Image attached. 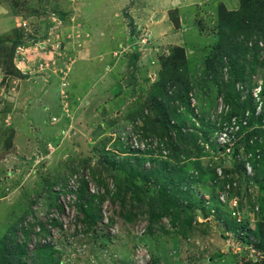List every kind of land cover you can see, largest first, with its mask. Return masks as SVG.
I'll list each match as a JSON object with an SVG mask.
<instances>
[{"label": "rangeland", "instance_id": "obj_1", "mask_svg": "<svg viewBox=\"0 0 264 264\" xmlns=\"http://www.w3.org/2000/svg\"><path fill=\"white\" fill-rule=\"evenodd\" d=\"M261 10L264 0H0V264H137L142 250L151 264H241L203 143L249 114L261 132L242 145L253 156L214 166L264 208ZM247 158L258 182L235 172ZM75 175L64 212L59 193ZM77 203L90 218L79 213L73 232Z\"/></svg>", "mask_w": 264, "mask_h": 264}, {"label": "built area", "instance_id": "obj_2", "mask_svg": "<svg viewBox=\"0 0 264 264\" xmlns=\"http://www.w3.org/2000/svg\"><path fill=\"white\" fill-rule=\"evenodd\" d=\"M222 114L223 113L220 112V115ZM248 115L249 114H246L244 118L233 117L228 119V121L224 124H218V130H216L215 136L208 140L206 143H203L204 152L209 154V157L206 158L208 159L209 163H207L206 166L215 168L214 162L220 161L221 159L222 161L220 162H223V159H227V162L223 163L227 165L228 160H231L232 164L235 163V161L232 159L234 157L239 159L241 156H253L252 154L244 151V146L241 145L243 134L247 132L250 134L254 131L253 128H249L248 126L250 117ZM253 141L254 140L250 141L251 145H255ZM214 144L217 146V152L214 151ZM146 146H150V143H148V141L141 143L142 148ZM247 161H249L248 158L245 165V173L248 177L247 182H255V170L253 169L252 164L250 162L247 163ZM222 168L224 169V166H222ZM222 168L215 169L217 176L216 180L212 183L213 186L218 187L220 186V181L227 179V175ZM84 179L88 182L89 190L91 192L97 190L95 184L89 177L86 176ZM78 181V175L73 176L68 181L66 190L64 192L60 191L59 193L58 201L60 202L61 200L62 202H64V204H61L65 208L64 212H66V210H69V193L71 191L76 192L79 189V186L74 189ZM236 190H241L239 180H236L233 184L227 183L226 185H224L223 189H218L219 202L224 206V208H228L231 218L237 223L243 224L245 223V213L248 212L251 216L249 220V222L251 223V227L254 223L262 222L263 215L260 210L261 206L257 203V200H255L254 196L251 193H243V195H246L245 199L250 198V201L247 200L246 202L245 200V204L241 209V197L235 194ZM72 208L74 210L75 216L71 217V219L68 221V224L72 226L71 231L76 232V230H79V228H76L75 225L78 220V218L76 217L79 212L77 211L75 206H72ZM61 212L62 211L60 210H55L54 214H52L53 218L58 219ZM66 227L67 226H65V228ZM112 230H114V228ZM38 231H40V228ZM147 232L148 228L142 227L139 235L142 236ZM224 238L226 239V246L229 249L228 252L233 253L236 256H240L242 259L241 264H264V251L257 247L259 240L250 231L249 225L243 230L235 231L227 229V233L225 234ZM136 261L137 264H151V257H149V255H146L144 250L138 251Z\"/></svg>", "mask_w": 264, "mask_h": 264}, {"label": "trees", "instance_id": "obj_3", "mask_svg": "<svg viewBox=\"0 0 264 264\" xmlns=\"http://www.w3.org/2000/svg\"><path fill=\"white\" fill-rule=\"evenodd\" d=\"M260 2V1H259ZM256 7H258L257 5H255ZM263 6V5H262ZM248 9H251V6H248ZM264 12V11H263ZM261 14H262V10H261ZM257 15V14H256ZM262 15H264V14H262ZM246 71L245 70H241L240 71V73H237V74H234V79H235V81H244L245 79H246ZM125 85L126 86H128L129 85V83L128 82H125ZM120 94H121V91H117V92H115L114 94H113V96H114V98H117V97H119L120 96ZM229 98H231V95H228V97H227V99L226 100H228V101H231L232 99H229ZM238 101H239V99H237L236 101H235V104H234V106H237L238 105ZM156 104L155 105H158V106H160L159 108L160 109H163L162 111V115H163V121L164 122H168V123H170L169 121H168V119H167V121H166V117H167V114H166V112L164 111V110H166L168 107L167 106H169L167 103H169V102H165V100H161L160 98H157V100H155L154 101ZM264 117V116H263ZM262 118L260 117V119L258 118V120L261 122L262 120H261ZM159 121L161 122V116H159ZM256 122V118H253L252 119V123H255ZM169 126H170V124H169ZM259 135H261V132L260 131H253L252 133H250L249 134V138H250V140L248 139V141L245 143L243 140L241 141V145H246L247 146V144H248V147L247 148H249V146H250V141H252V140H254L256 137H259ZM180 136H181V141L182 142H184V140H185V136H187V135H184L182 132H181V130H180ZM253 147H257L256 145H254ZM228 163H232L231 162V160H228ZM255 163V161L252 163V166H254L255 167V173L257 172V174H258V176L257 175H255V178H256V182H258L259 181V178H260V176H259V174H260V172H259V170H258V168H257V165L256 164H254ZM245 165H246V162H244V163H242L241 164V167H239V168H236L237 170L235 171L236 173H240V172H242L243 174H245L244 173V170H243V168L245 167ZM207 167H209V166H207ZM263 169H264V166H263ZM210 172H212V175L213 176H215L214 178H215V180H216V176H217V174H216V172H215V168H213V167H210ZM225 173H227L226 172V170H225ZM227 175V174H226ZM191 176H189L188 177V180H190L189 178H190ZM254 178V179H255ZM214 180V181H215ZM235 182V178H232V179H230V180H227V179H225V180H223V181H220V186H212V187H214V192L212 193L213 194V201H215V202H217L218 204H217V206L219 207V209H220V213L219 214H217L218 216H219V219L221 220V221H223V222H225L226 223V228L227 229H230V230H243L244 228H246L248 225H249V223L250 222H245V223H243V224H239V223H237L235 220H233L232 218H231V216H230V213H229V210H228V208H224V206L219 202V199H218V193H217V190L220 188V189H223V187H224V185H226L227 183H231V184H233ZM240 182V181H239ZM86 192L84 191V192H82L81 193V199L83 198V196H84V194H85ZM235 194H237V195H239L240 197H241V209L243 208V206H244V204H245V197H246V195H243V192H241L240 190H236L235 191ZM58 197V196H57ZM264 197V196H263ZM201 201V203H203L204 205L206 204V201L203 199V200H200ZM200 203V202H199ZM176 204H178L177 202H176ZM77 207H78V209H77V211L79 212V213H82V216L84 215V221H86V219L88 220L90 217H89V215L87 214V212L86 211H84V206H81V205H79V203H77ZM261 212H262V215H264V208L261 206ZM178 213V212H177ZM223 213H225V215H222ZM168 215H170V210H168V211H162V213L161 214H159V215H157L158 216V219L160 220H162V219H164V217H167ZM178 214H174V219H173V224L174 225H178V223L179 222H181V219L177 216ZM226 215H227V218H226ZM156 215L155 214H153V217H155ZM180 217H181V213H180ZM82 221H83V219H81ZM93 220V219H92ZM192 223H193V219H190L189 221L187 220V222H184V224L185 225H183V226H186V225H192ZM150 232H152V228L150 227V230H149V233ZM252 233H253V235L259 240V243L257 244V247L259 248V249H261L262 251H264V222H263V224H261L258 228H257V225H255V228H253L252 229ZM26 238H29V233H26ZM26 246L27 245H24V246H20L21 248H23V251L24 252H26L27 250H26ZM41 250H48V249H50L49 247H46V246H43L42 248H40ZM53 251L50 253V255H52L53 256ZM55 262H56V259L55 258H52V261L50 262V264H55ZM14 264H17V263H14Z\"/></svg>", "mask_w": 264, "mask_h": 264}, {"label": "water", "instance_id": "obj_4", "mask_svg": "<svg viewBox=\"0 0 264 264\" xmlns=\"http://www.w3.org/2000/svg\"><path fill=\"white\" fill-rule=\"evenodd\" d=\"M142 55H143V53L142 52L140 53L139 50H137L136 54L134 56V59H137V58L140 59L142 57ZM133 62H135V61H133ZM74 132H75V130H72L71 135H73Z\"/></svg>", "mask_w": 264, "mask_h": 264}]
</instances>
